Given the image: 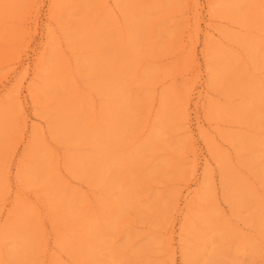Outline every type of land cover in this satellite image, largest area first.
<instances>
[{
	"label": "rangeland",
	"instance_id": "374dc122",
	"mask_svg": "<svg viewBox=\"0 0 264 264\" xmlns=\"http://www.w3.org/2000/svg\"><path fill=\"white\" fill-rule=\"evenodd\" d=\"M2 1L0 264H264L260 1Z\"/></svg>",
	"mask_w": 264,
	"mask_h": 264
},
{
	"label": "bare ground",
	"instance_id": "6f19581e",
	"mask_svg": "<svg viewBox=\"0 0 264 264\" xmlns=\"http://www.w3.org/2000/svg\"><path fill=\"white\" fill-rule=\"evenodd\" d=\"M224 5H225V10L227 11L229 15V17L232 20V23L233 24H237V25H241V21L240 20H234V17L233 15L235 14V12L231 9V8H234L236 3H235V0H221ZM260 3L258 4L257 8L259 11H262L261 13L264 14V1L263 0H259ZM0 2L3 3V1L1 0ZM16 5V2L14 4H12L10 7H15ZM237 6V5H236ZM232 11V13H231ZM194 16L196 17V13L194 14ZM244 21V20H242ZM5 24H2V28H5L4 27ZM1 29V28H0ZM220 38L219 40H213V36H215V33L214 34H210V35H207L206 36V44H205V49H209L211 48L212 45H214L215 47H219L223 44L222 42V39L225 38V39H229V40H232L233 37H234V34L232 31H229L227 29H222V30H217L216 32ZM260 37L258 34L255 36V38H258ZM224 49V48H223ZM7 99V97L4 95V94H1L0 95V102H3ZM109 121H113V119L109 120ZM43 133H45L43 131ZM46 139V137L44 138ZM66 150V151H65ZM68 148L66 146H63L62 147V156L64 159V163L67 165L68 164V156L66 155V152H67ZM75 150L79 151V148H75ZM57 155H60L61 156V153H60V149L57 148ZM59 171H58V175L57 177L60 179V181H67V178L68 176L66 175V173H63V169L59 166ZM189 204H190V201L189 200H186V207L188 208L189 207ZM95 207L94 204H91L90 205V209H93ZM19 211L18 209V206L17 204H12V206L7 210L5 211V213L3 214L2 217H0V229H3L5 228V226L7 224H9L10 221H12L13 217L15 216V214ZM99 212L96 211V213ZM173 237V232L171 231V234L169 236V239L171 240V238ZM54 238L55 240L52 241V246L48 248V254H47V261L48 263L47 264H56L57 262V259H58V255H60V250H59V247L56 246V244H58V232L56 231L54 233ZM77 239H82L83 236H77L76 237ZM171 243V242H170ZM170 251V257H171V261H173L174 257L172 255V249H169Z\"/></svg>",
	"mask_w": 264,
	"mask_h": 264
}]
</instances>
